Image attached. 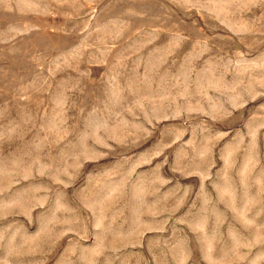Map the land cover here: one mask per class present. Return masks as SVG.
I'll list each match as a JSON object with an SVG mask.
<instances>
[{
  "label": "rangeland",
  "instance_id": "374dc122",
  "mask_svg": "<svg viewBox=\"0 0 264 264\" xmlns=\"http://www.w3.org/2000/svg\"><path fill=\"white\" fill-rule=\"evenodd\" d=\"M0 264H264V0H0Z\"/></svg>",
  "mask_w": 264,
  "mask_h": 264
}]
</instances>
